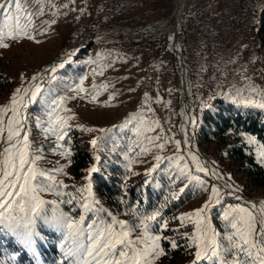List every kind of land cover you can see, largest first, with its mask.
Returning <instances> with one entry per match:
<instances>
[{"label":"rangeland","instance_id":"rangeland-1","mask_svg":"<svg viewBox=\"0 0 264 264\" xmlns=\"http://www.w3.org/2000/svg\"><path fill=\"white\" fill-rule=\"evenodd\" d=\"M78 1L82 3L80 8L75 6L76 0H20L23 8L37 14L26 30L33 39L23 35L17 40L6 39L9 46L0 48V109L8 108V111L0 113L4 122L0 152L7 134V121L12 116L11 100L20 89L17 107L29 136L28 151L41 157L36 166L55 176L57 183L62 181L67 185L60 191L81 197L79 203L75 200L72 204L61 203L60 209L74 219L85 214L82 203L87 193H79L77 189L91 183L92 199L100 201L94 208L102 207L107 211L87 212L86 222H91L89 218L94 215L106 222L115 216L135 229L133 239L140 233V228L136 227L140 218L159 210L161 218L154 223L152 234L163 237L160 243L166 254L155 264H193L196 249L191 237L195 226L191 221L182 223L178 218L205 205L212 195L213 186L219 190V195L212 196V206L205 213L211 228L221 236L231 231L222 218L226 211L244 207L259 213L264 202V186L247 183L243 174L225 156L224 147L199 134L204 112L216 110L213 103L216 98L240 111L258 112L264 122V108L246 103L248 100L264 103V45L257 46L253 39L247 44L244 42V36L252 37L256 33L262 0L216 1L214 70L223 73L224 65L231 64L233 74L228 85L215 80L211 89L199 95L196 84L202 73L201 36L196 30L186 27L189 10L196 6L198 0H182L176 13V0H143L142 5L134 0H122L116 15L108 20L97 14L104 0ZM41 7L42 15L38 14ZM82 14H85L84 18ZM114 27L129 31L107 30ZM158 29V34L149 33ZM78 32L81 35L76 37L83 39L73 41V35ZM84 38L92 39L84 48L73 49ZM129 38L137 43L138 48L142 45L143 58L142 52H134V57L127 58L132 51H129L131 45L124 40ZM172 40L179 46L186 68L183 78L173 51L172 65L177 68L173 70L169 65L167 50ZM258 58L263 59L260 65L255 63ZM41 70L44 75L36 84L41 90L40 95L35 103L30 102L22 111L24 90H29L30 80ZM234 76L240 79L239 84L232 82ZM77 88L85 91L77 92ZM20 97H24L22 103ZM61 99L63 104L57 109V115L71 119L67 120V136L59 141L60 147H57L56 136L45 129L52 126L49 123L52 102ZM150 127L154 131H148ZM155 136L161 139L149 143L148 138ZM244 137L249 143V136ZM93 139L97 140L96 148L90 143ZM162 143H165L163 149L156 147ZM250 144L255 157L264 166L260 156L264 148L258 142ZM143 148L148 151L143 152ZM77 149L91 156L80 178L73 175L70 156L61 154L64 150L72 153ZM157 156L161 157L160 161L156 160ZM185 165V171L194 178H185L174 184L172 178ZM154 166L155 170L147 175ZM93 167L97 169L96 173L105 170V175L112 173L115 177L123 193L120 194V212L113 211L97 197L93 180L95 172L85 179ZM201 167L205 171L197 170ZM57 169H62V172ZM185 185L188 187L180 193ZM174 194L178 198L173 199ZM40 195L45 200L57 202L69 198L68 195L57 197L48 192ZM130 196H133L131 204ZM217 199L219 203H216ZM47 214L52 215L50 205ZM165 220L168 221L167 229L161 231L159 225ZM37 231L44 237L38 242L37 256L23 249L15 236L2 227L0 250L16 247L21 262L32 257L34 264H61L60 233L40 221ZM220 238L218 236L217 240ZM171 241H175L178 247L173 248ZM0 262L6 264L4 256H0Z\"/></svg>","mask_w":264,"mask_h":264},{"label":"snow or ice","instance_id":"snow-or-ice-1","mask_svg":"<svg viewBox=\"0 0 264 264\" xmlns=\"http://www.w3.org/2000/svg\"><path fill=\"white\" fill-rule=\"evenodd\" d=\"M36 14L23 8L20 0L0 2V48L9 46L5 43L6 39L17 40L22 35L29 40L33 39L26 30L31 25L32 17ZM38 14H43V7L38 9ZM40 91L37 85L30 93L25 89L24 94L29 97L31 103H35ZM76 91L83 92L85 90L77 88ZM20 92L21 90L17 89L16 94L12 97V116L7 121V134L3 138L6 146L0 152V227L14 235L18 244L33 256L38 255V242L44 240L43 235L37 231L38 221L55 228L62 237L60 250L63 260L61 264H65V262L66 264H155L157 259L166 254L160 243L163 237L159 234H152L154 223L158 218H161L159 210L140 218L139 224L136 225L140 228V233L133 239L132 232L135 229L130 227L126 221L111 216V213H108L111 216L110 222L95 215L89 218L91 222H86L87 212L107 211L102 207L94 208L95 205H99L100 201L92 199L91 183L77 189L79 193H87V197L82 203L85 214L74 219L60 209L61 203L72 204L74 200L79 203L81 197L60 191L67 185H64L62 181L57 183L55 176L36 166L37 160L41 157L31 155L28 151L29 136L24 130V121L20 118L17 107V94ZM145 96L147 97V93ZM23 99L24 97H20L21 103ZM246 103L264 108V103L257 101L248 100ZM62 104V99L52 102V110L49 113L51 118L49 123L52 126L45 129L46 132H51L56 136L57 147H60L59 141H63L67 136V120L71 119V117L62 118L57 115V109L61 108ZM23 106L27 107V104H23ZM6 111L8 108L0 109V113ZM155 123L156 127H159L158 122ZM3 124V120L0 119V134L4 132ZM91 130L89 129V131ZM148 131H154V129L150 127ZM148 139L149 143H154L161 137L155 136ZM247 139L249 143L256 142L252 137H247ZM167 142L165 140V143ZM90 143L94 148L98 147L96 139L91 140ZM165 143L157 144L156 147L163 149ZM175 143L179 150V142ZM142 151L146 153L148 149L143 148ZM61 154L71 156L67 150ZM260 156L264 162V152H261ZM178 159H183V157ZM192 159L195 161L196 157L193 156ZM156 160L160 161L161 157L157 156ZM130 167L131 165H129ZM155 167L146 174L151 175ZM185 168L186 165L184 168H180L178 174L172 178L174 184L185 178L189 180L194 178L185 171ZM197 170L205 171L202 167ZM56 171L62 172V169ZM96 171L95 167L89 169V176L85 179H89ZM133 174L135 175V173ZM187 187L188 185H185L184 188H181L180 193H183ZM45 192L52 193L57 197L68 195L69 198L60 202L45 200L40 195ZM218 195L219 190L213 186L212 195L209 196V201L205 205L194 213L184 214L178 218L182 223L187 220L193 222L195 226L191 237L196 249L193 264L205 260L212 264H264V202L261 204L259 213L244 207L226 211L222 218L227 222L231 231L221 236L211 228L205 213V210H210L212 206V196ZM172 198L178 197L174 194ZM216 203H219V199ZM49 205L52 209L51 216L47 214ZM254 208L255 205H253ZM167 224L166 220L160 224V230H166ZM185 226L187 225L185 224ZM218 236L221 237L220 241L217 240ZM171 244L173 248L178 247L175 241H171ZM8 259L15 261L16 255L10 256Z\"/></svg>","mask_w":264,"mask_h":264},{"label":"trees","instance_id":"trees-1","mask_svg":"<svg viewBox=\"0 0 264 264\" xmlns=\"http://www.w3.org/2000/svg\"><path fill=\"white\" fill-rule=\"evenodd\" d=\"M190 17L188 15L187 19ZM140 33V32H138ZM256 33L260 36V42L257 46L264 45V0L261 1L258 12V21ZM83 50V49H82ZM170 68L175 70L176 66L172 65V49L171 46L167 50ZM144 54L141 58H143ZM148 57V55H147ZM202 67V60H201ZM1 76V73H0ZM216 104L215 111H205L202 118V124L199 128V134L203 138L214 141L216 144L224 147L225 156L236 166L237 170L243 174L247 183L253 185L264 186V166L257 160L252 150V145L247 142L244 136H249L255 139L264 148V122L258 112L250 110L240 111L233 108L231 105L223 103L219 98L213 101ZM70 164L73 169L75 178H80L84 166L87 165L91 156L86 151L77 149L71 153L69 157ZM101 173L93 175L95 192L101 201L105 202L113 211L120 212L121 200L119 186L116 184L115 177L112 173L105 175V170ZM133 196H130L129 204ZM125 206V205H124ZM176 204L175 207H177ZM18 249H3L0 250V256L5 257L6 264H31L32 257L26 262L20 261L21 256L17 255ZM16 255V260L8 259L10 256ZM34 264V261H33ZM202 264H208L204 261Z\"/></svg>","mask_w":264,"mask_h":264},{"label":"built area","instance_id":"built-area-1","mask_svg":"<svg viewBox=\"0 0 264 264\" xmlns=\"http://www.w3.org/2000/svg\"><path fill=\"white\" fill-rule=\"evenodd\" d=\"M122 0H104L103 7L98 10L97 14L101 16V18H104L105 20H108L110 18H113L114 15H116L117 8ZM138 5H142L143 0H134ZM217 0H198V3L196 6L189 10L190 17L186 21V27L188 29L196 30L200 36H201V60H202V67H201V79L196 84V93L204 94L208 89H211L214 85L215 80H218L223 85L229 84V77L231 74H233V70L231 69L233 65L225 64L224 65V72L220 73L216 70H214V62H215V48H216V42H215V36L217 34V28L214 22V15H215V4ZM75 6L78 8L82 7V3L78 0H76ZM88 7V6H85ZM85 17V14H82V18ZM248 24V22L246 23ZM80 29V27L78 28ZM101 30V29H98ZM108 31H129L127 28H120V27H114L111 29H107ZM142 30V29H138ZM134 31V30H133ZM160 32V29L149 32L150 34H158ZM77 35H81V33H76L73 35V41L78 39L79 41L82 40L80 36L77 38ZM92 38L86 39L78 44L74 45L73 49H79L80 47L85 46ZM253 39L256 43L260 42V36L255 33L253 36H244V42L245 44L249 43ZM126 43L130 44L129 51H132L129 57H134L137 52H142V55L144 52L142 51V45L138 48V45L135 41H132L131 38L124 40ZM132 47V48H131ZM122 46L120 45V49ZM175 48V49H174ZM171 49L173 53L176 56V51L179 49V46L177 44L173 43V40L171 42ZM180 50V49H179ZM177 58V56H176ZM165 60V59H164ZM263 59L258 58L255 63L256 64H262ZM232 82L234 84H239L240 79L236 76L233 77ZM182 86V84H181Z\"/></svg>","mask_w":264,"mask_h":264},{"label":"bare ground","instance_id":"bare-ground-1","mask_svg":"<svg viewBox=\"0 0 264 264\" xmlns=\"http://www.w3.org/2000/svg\"><path fill=\"white\" fill-rule=\"evenodd\" d=\"M181 1L182 0H176V2H175V7H174V13H176L177 11H178V9H179V7H180V5H181ZM66 57V55L63 57V58H65ZM50 63V62H49ZM49 63H48V66H49ZM47 65H46V67H48ZM45 67V68H46ZM44 68V69H45ZM43 75H44V73L42 72V70L40 71V72H38L35 76H33V78L30 80V83H29V93L32 91V90H34V88H35V86H36V84L41 80V78L43 77ZM187 96H188V94H187ZM30 103V101H29V97L28 96H25V100H24V104H29ZM26 110V107H24V106H22V111H25ZM20 118H21V116H20ZM3 148L6 146L5 144H4V141H3Z\"/></svg>","mask_w":264,"mask_h":264},{"label":"water","instance_id":"water-1","mask_svg":"<svg viewBox=\"0 0 264 264\" xmlns=\"http://www.w3.org/2000/svg\"><path fill=\"white\" fill-rule=\"evenodd\" d=\"M172 14H173V10H172ZM174 24H175V21H174ZM84 47H85V46L80 47L79 49L84 48ZM79 49H77L76 51H78ZM174 49H175V48H174ZM175 51H176V56H177V59H178V62H179V68H180V70H181V72H182V78H183V76L185 75L184 73L186 72V68H185L184 62H183L182 59H181V53H180V50L177 49V50H175ZM72 53L74 54L75 52L72 51ZM73 54H72V55H73Z\"/></svg>","mask_w":264,"mask_h":264}]
</instances>
